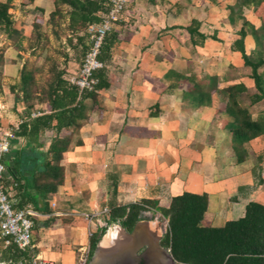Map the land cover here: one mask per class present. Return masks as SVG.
Returning a JSON list of instances; mask_svg holds the SVG:
<instances>
[{
    "label": "crops",
    "instance_id": "obj_1",
    "mask_svg": "<svg viewBox=\"0 0 264 264\" xmlns=\"http://www.w3.org/2000/svg\"><path fill=\"white\" fill-rule=\"evenodd\" d=\"M199 1L133 0L127 6L123 19L108 32L116 33V42L101 55L108 86L96 90L94 97H84L77 125L62 128L57 135L71 136L60 161L63 183L45 200L38 197V208L26 205L38 214L33 219V247L14 258L12 249L5 251L0 245V259L76 264L89 249L90 233L105 228L100 264H173L165 252L170 248L162 242L168 218L158 209L167 208L173 196L207 195L203 227H221L243 217L249 202L264 204V123L261 116L250 113L262 130L235 144L234 118L227 112L224 92L225 87L241 83L245 86L237 95L241 106L242 95H248L250 107L264 101L251 103L257 91L250 69L240 52L232 49L239 37L232 29L241 19L230 20L226 12L215 22L219 24L214 26L219 29L215 39L204 32L203 24L205 6L210 3L215 10L218 0ZM33 2L46 5L48 13L55 9L53 0ZM193 20L205 35L198 44L191 42L186 30ZM244 47L245 51L255 48L249 31ZM16 53L10 49L3 55L0 69L5 79L20 68ZM213 60H219V66ZM15 97L0 92V131L10 124L9 131H15L26 120L25 102ZM55 137L53 129H45L37 139L16 136L12 148L33 147L44 158ZM5 188L13 206L21 208L14 187L9 183ZM144 201L146 209L130 231L118 221L108 223L106 214L91 221L85 218L110 209L111 202L127 206ZM136 224L143 245L139 251L133 250L128 236Z\"/></svg>",
    "mask_w": 264,
    "mask_h": 264
},
{
    "label": "trees",
    "instance_id": "obj_2",
    "mask_svg": "<svg viewBox=\"0 0 264 264\" xmlns=\"http://www.w3.org/2000/svg\"><path fill=\"white\" fill-rule=\"evenodd\" d=\"M12 1L0 0V29L9 36L18 31L13 26L9 12L13 6ZM209 1L217 2V0ZM109 2L110 0H53L55 7L60 4L70 7L71 16L77 22V28L83 30L85 35H87L86 29L90 23L100 22L102 14L109 8ZM263 2L264 0H235L234 4L228 7V17L230 20L236 16L241 18L235 11L236 6L238 8L252 6L258 9ZM245 25L250 27L249 32L255 40L256 59H252L245 51L244 36L247 34ZM186 30L193 44H198L205 39V35L198 30L196 20H193ZM237 34L239 37L233 42L232 49L240 52L244 65L250 69L249 77L257 91L251 97V103H255L264 99V76L258 70L264 64V23L255 27L243 20ZM116 40L115 32L106 34L100 50V60H103L102 53L110 51ZM2 64L3 51L0 50V65ZM95 76L98 81L94 90L79 93L77 87L71 84L68 78L65 79L58 74L48 91L47 111L40 110V115L31 118L32 106L31 104L26 105L24 115L26 120L13 131L15 136L13 140L16 136L37 139V136L45 129H53L56 137L53 138L48 148L47 157H41L42 154H37L33 147L27 150L11 148L9 153L4 155L3 184L7 186L10 183L20 195L21 205L19 207H25L30 203L38 208L37 198L45 200L48 193L55 192L57 187L63 183V167L60 161L69 147L71 136L58 137L57 135L62 128L77 125L78 119L83 116L82 99L84 97H94L96 90L108 86L105 71L102 68L95 72ZM210 80L212 82V79ZM30 82H33L32 75L29 72L23 73L21 76L22 96L20 98L16 96V101H28ZM209 84L212 85V83ZM244 90L245 86L241 83L224 88L229 101L227 112L234 118L232 131L235 144L248 141L262 130L261 123L253 120L248 109L238 102L237 95ZM112 195L113 197L116 195V184H114ZM146 203L144 201L140 204L118 206L111 202L107 222L118 221L130 231L139 219L140 212L146 209L144 205ZM206 208L207 195L205 193L189 192L173 196L167 208H158L168 218L164 244L170 248L177 262L181 264H264V204L249 202L245 207L243 217L227 221L221 227L200 225ZM104 232L105 228H101L100 232L91 235L90 254L96 248ZM9 248L13 250L14 258L26 255L25 251L18 250L14 245Z\"/></svg>",
    "mask_w": 264,
    "mask_h": 264
},
{
    "label": "rangeland",
    "instance_id": "obj_3",
    "mask_svg": "<svg viewBox=\"0 0 264 264\" xmlns=\"http://www.w3.org/2000/svg\"><path fill=\"white\" fill-rule=\"evenodd\" d=\"M132 2L133 0H129L127 6ZM198 2L200 1L196 0V3ZM234 2L235 0H218L215 4L218 7L215 9L217 11L210 7V3L205 6L203 28L208 36L216 37V31L219 29L214 26L219 27V24L215 22L222 18L226 12H229L228 7ZM12 3L13 6L9 12L13 26L18 31L9 36L0 29V50L3 51V55L10 49L16 50L17 58L14 60H18L20 68L10 79H5L7 76L0 69V92L3 93L6 90L7 94L11 93L20 98L22 96L21 76L23 73L29 72L33 77V82H30V97L25 105L31 104V111L44 110L48 107V91L56 76L61 74L63 78H67L78 70L89 47L90 39L83 30L77 28V22L72 18L70 7L66 4H60L48 13L46 5L41 7L33 0H13ZM219 6L223 8H220V11ZM235 8V11L241 16V20L233 27V33H238L243 20L251 22L255 27L264 23V2L258 9L252 6L248 8L236 6ZM259 12L261 13L258 14ZM127 23L130 24V20ZM245 28L250 31V27L245 25ZM165 31V29L161 30V34H164ZM178 39L181 38L177 37ZM251 50L246 52L252 59H256V50ZM211 51L216 50L212 48ZM211 63L219 66V60H213ZM258 70L264 76V64ZM242 96V106L248 109L250 107L248 95ZM250 110L254 116H261L260 121L264 123V101L250 107ZM11 127L13 125L10 124L8 129L0 131V136L8 132Z\"/></svg>",
    "mask_w": 264,
    "mask_h": 264
},
{
    "label": "built area",
    "instance_id": "obj_4",
    "mask_svg": "<svg viewBox=\"0 0 264 264\" xmlns=\"http://www.w3.org/2000/svg\"><path fill=\"white\" fill-rule=\"evenodd\" d=\"M128 2L129 0H110L109 8L102 14L100 22L90 23L87 26L86 34L90 39L89 47L77 72L68 78L69 82L77 87L79 93L94 90L98 81L95 72L104 66L103 62L99 59L104 38L113 25L123 19ZM40 114V110L32 111L30 117L34 118ZM14 138V133L11 130L0 136V242L3 249H8L10 246L14 245L18 250L26 251L33 247V219L38 214L31 206L15 208L3 184L5 172L3 157L11 150L12 140ZM52 206H54V204H52ZM109 212L110 209L105 207L92 215L86 214L85 218L91 221L100 215H108ZM91 235L90 233V236ZM89 257L90 246L88 250H85L79 255L76 264H88ZM0 264H25V262L9 258L0 259ZM31 264L52 263L34 259Z\"/></svg>",
    "mask_w": 264,
    "mask_h": 264
},
{
    "label": "water",
    "instance_id": "obj_5",
    "mask_svg": "<svg viewBox=\"0 0 264 264\" xmlns=\"http://www.w3.org/2000/svg\"><path fill=\"white\" fill-rule=\"evenodd\" d=\"M128 236L131 240V242H133V250L139 251L140 249H142L143 245L141 244V242L138 241V225L136 224L134 230L131 233H128ZM103 239L104 236H102L100 238V240L98 241L96 248L94 249V251L92 252V255L88 261V264H100V260H101V253H102V243H103ZM165 252L167 253V257L171 260V262L173 264H181L179 262H177L176 260H174V258L171 256L170 251H168L167 249H165ZM145 252H142L139 254V256H137V258L143 257L145 255Z\"/></svg>",
    "mask_w": 264,
    "mask_h": 264
},
{
    "label": "flooded vegetation",
    "instance_id": "obj_6",
    "mask_svg": "<svg viewBox=\"0 0 264 264\" xmlns=\"http://www.w3.org/2000/svg\"><path fill=\"white\" fill-rule=\"evenodd\" d=\"M164 241V238H163V240H162V242ZM143 262V264L145 263L144 261H142ZM142 262L140 263V264H142Z\"/></svg>",
    "mask_w": 264,
    "mask_h": 264
}]
</instances>
